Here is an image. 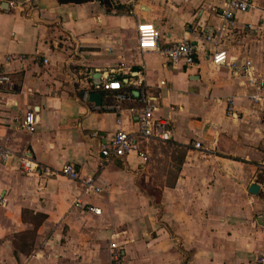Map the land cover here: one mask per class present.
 Masks as SVG:
<instances>
[{"label": "crops", "instance_id": "crops-1", "mask_svg": "<svg viewBox=\"0 0 264 264\" xmlns=\"http://www.w3.org/2000/svg\"><path fill=\"white\" fill-rule=\"evenodd\" d=\"M228 2L39 0L21 11L0 0V68L10 76L0 88V144L13 152L0 162V264H257L264 256V97L250 99L263 93L215 66V46L204 40ZM251 2L221 48L251 60L264 79V0ZM143 24L159 31L157 49L140 50ZM184 39L198 44L192 67L161 52ZM111 77L128 100L93 89ZM143 90L158 98L155 117L172 139L150 143L146 161L116 157L111 139L137 129ZM31 113L33 133L20 128ZM156 144L170 151L159 176L150 168ZM67 163L80 179L60 173ZM88 178L101 191H86ZM77 199L95 211L76 208Z\"/></svg>", "mask_w": 264, "mask_h": 264}, {"label": "built area", "instance_id": "built-area-1", "mask_svg": "<svg viewBox=\"0 0 264 264\" xmlns=\"http://www.w3.org/2000/svg\"><path fill=\"white\" fill-rule=\"evenodd\" d=\"M10 10L31 9L39 0H1ZM252 7L251 0H229L227 8L224 11V21L216 31H205L204 40L215 46V50L211 51L210 59L215 66H228L230 71L238 78L249 84L255 91L263 93L260 95H251L250 99L259 101L264 97V79L256 72V69L251 60L238 61L237 59L229 58L225 49L221 48L224 39L228 34L233 33L236 28V12L248 11ZM160 40L159 31L151 24H143L138 27V43L142 52L158 48ZM166 61L174 66L184 65L192 67L196 64L198 54V44L192 40L184 39L170 43L162 51ZM12 57H8L7 61ZM10 83V76L6 67L0 68V88ZM94 90H112L115 91V98L120 102L128 100L126 93L122 92V83L114 78L108 79L105 83L93 84ZM88 94H86V98ZM158 98L152 93L143 90L140 93L139 101L142 104L141 109L136 113L137 129L126 130L120 128L114 137L111 139L110 149L116 157H127L132 154H137L143 161L148 159L147 147L150 143H167L172 139V130L165 120L155 117V112L158 109ZM113 106L107 109L113 110ZM118 123L122 125V119L119 118ZM37 119L33 113L28 114L25 120L20 125L22 130L33 133L36 130ZM194 147L201 148L200 143H194ZM13 157V152L7 147L0 144V162L6 163ZM22 169L29 171L30 163L26 157L21 162ZM60 173L67 176L71 180L80 179V174L72 163L65 164ZM86 191L99 192L101 189L94 183L93 178H88L83 181ZM74 206L80 210L95 211V207L88 206L82 200L77 199ZM110 248L114 251V259H118V253L115 251L118 248L116 242L110 244ZM257 264H264V256L258 258Z\"/></svg>", "mask_w": 264, "mask_h": 264}, {"label": "rangeland", "instance_id": "rangeland-1", "mask_svg": "<svg viewBox=\"0 0 264 264\" xmlns=\"http://www.w3.org/2000/svg\"><path fill=\"white\" fill-rule=\"evenodd\" d=\"M152 148L153 160L150 168L153 169L156 172V175L159 176L169 170L168 167L171 165V163L168 155H170V151L168 148L157 144Z\"/></svg>", "mask_w": 264, "mask_h": 264}, {"label": "water", "instance_id": "water-1", "mask_svg": "<svg viewBox=\"0 0 264 264\" xmlns=\"http://www.w3.org/2000/svg\"><path fill=\"white\" fill-rule=\"evenodd\" d=\"M89 99L91 102H93L96 105H101L102 104V94L93 92L90 94ZM259 190V187L256 185H252L250 191L254 194H256Z\"/></svg>", "mask_w": 264, "mask_h": 264}, {"label": "trees", "instance_id": "trees-1", "mask_svg": "<svg viewBox=\"0 0 264 264\" xmlns=\"http://www.w3.org/2000/svg\"><path fill=\"white\" fill-rule=\"evenodd\" d=\"M59 3L61 4H65V3H74V4H82V3H86L89 0H58ZM102 4L106 5V6H110V1L111 0H99Z\"/></svg>", "mask_w": 264, "mask_h": 264}]
</instances>
